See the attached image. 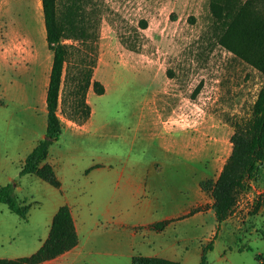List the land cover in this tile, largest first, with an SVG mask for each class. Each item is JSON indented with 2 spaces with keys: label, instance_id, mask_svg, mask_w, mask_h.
<instances>
[{
  "label": "rangeland",
  "instance_id": "374dc122",
  "mask_svg": "<svg viewBox=\"0 0 264 264\" xmlns=\"http://www.w3.org/2000/svg\"><path fill=\"white\" fill-rule=\"evenodd\" d=\"M65 1L57 0L59 8ZM81 1L89 22L87 39L65 41L67 61L57 116L62 127L79 129L91 121L90 127L101 133L90 138L76 132L80 135L72 138L65 131L49 146V160L64 176V190L78 193L76 199H90L84 195L88 188L94 200L130 202L129 175L138 178L143 173L151 179L161 170L162 176H156L164 180L160 194L170 203L183 202L187 194L180 181L185 177L174 171H190L184 179L188 188L192 179L217 178L231 152L232 123L249 117L262 87L261 73L221 46L223 21L213 18L211 0ZM226 1L217 0L222 14ZM243 3L232 0L230 15ZM249 9L263 15L264 0H256ZM22 26L29 34H21ZM43 53L52 59L41 0H0V76L5 77L3 69L10 65L17 67ZM88 71L104 93L96 95L91 86L87 90L84 104L90 114L84 120L75 108L81 104L76 92L78 77ZM1 82L0 187L11 186L21 206L29 208L27 219L21 220L0 204V260H10L37 251L48 234L47 208L58 190L35 176H19L31 137L36 134L39 140L42 134L43 109L37 112V122L28 103H8L12 97L1 93ZM96 164H104L112 174L105 196L102 184L93 178ZM121 171L124 176L118 180ZM189 196L188 192V204ZM211 203L205 194L202 204L190 209L207 216L197 230L188 216V253H181L176 262L199 264L201 246L213 241L207 264H264V174L260 182L249 184L231 218L219 228L209 217ZM179 230L165 229L150 242L165 248ZM148 247L140 254H152Z\"/></svg>",
  "mask_w": 264,
  "mask_h": 264
},
{
  "label": "trees",
  "instance_id": "16d2710c",
  "mask_svg": "<svg viewBox=\"0 0 264 264\" xmlns=\"http://www.w3.org/2000/svg\"><path fill=\"white\" fill-rule=\"evenodd\" d=\"M240 2L242 0H236ZM256 0H244L234 15L232 0L224 4L226 14H222L217 0H211L210 10L213 18L223 21V33L220 37L221 46L236 58L256 68L263 77L262 87L252 106L247 119L232 123L233 134L230 138L231 152L226 159L218 177L201 181L199 188L212 200L211 209L218 228L220 224L231 218L239 197L247 191L250 183H258L264 174V14L254 13L251 6ZM235 3V2H234ZM84 5L81 0H67L59 8L57 0H41L45 41L52 54V67L46 92V130L45 137L27 155L20 169L19 176H35L50 187L59 189L60 183L52 167L46 164L49 146L59 140L62 125L57 116L64 65L67 61L65 41L85 42L89 22L84 18ZM146 29V23H141ZM92 87L98 96L104 89L98 82L91 81V72L78 77L76 94L81 96V104L76 111L89 118V107L84 104L87 90ZM83 107V109H81ZM0 204L18 216L27 219L28 207L21 206L9 185L0 187ZM198 209L190 211V215ZM169 224L168 221L152 225L153 231L161 232ZM78 242L70 209L62 206L54 215L47 240L31 256L17 259H2L0 264H41L52 260L70 250ZM213 241L201 246L199 264H207L206 255L212 250ZM131 264H179L160 258L134 256Z\"/></svg>",
  "mask_w": 264,
  "mask_h": 264
},
{
  "label": "crops",
  "instance_id": "0c3cea01",
  "mask_svg": "<svg viewBox=\"0 0 264 264\" xmlns=\"http://www.w3.org/2000/svg\"><path fill=\"white\" fill-rule=\"evenodd\" d=\"M23 27L24 26H22L21 34H29L28 29ZM12 66L10 65L9 69H3L5 71L3 75L6 74L5 77L2 78L0 76V82L2 81L1 88L4 91L1 93L9 94L12 97V100H9L8 103H13L14 100L20 103L22 101L28 103V109L35 114L36 121L38 110H40L41 107L43 109L42 134L37 138L39 140L34 139L36 134L31 137V142L27 145L26 154L21 163L22 167L26 156L36 147L38 142L45 137L44 132L46 130L47 117L46 92L52 67V59L51 55L43 53L41 56L38 55L34 60L30 58L22 63V65L14 68H12ZM9 80L11 81L9 82ZM28 99L29 101H27ZM90 122L91 121L84 123L79 129L69 126L62 127L60 139L64 137L65 131H67L72 138L80 135L76 132H83L90 138H95L100 135L101 132H99V130L95 129L94 126H91L92 128L90 127ZM45 163L52 167L60 183L59 189H56L58 190L57 195H53V199L50 201L47 208L46 224L48 234L52 219L58 209L62 206H67L71 212L78 242L72 250L41 264H131V259L134 256L160 258L176 262V259L181 253L182 255L188 253L189 211L197 205H201L205 198V193L199 188L200 180L192 179L188 188V181L184 179L190 174V171H174L176 175H184L185 177L180 181L184 184V190L187 194V198L183 202L177 203L174 201L170 203V201H167V199L160 194V189H158V187H162L161 183L164 180L158 179L156 176H162L161 170H158L157 173H153L154 178L151 179H147L143 173H141L138 178H134L137 174H130L129 176L131 179L127 178V180H130L133 196L130 202H125L122 200L108 201L103 197L102 199L94 200L92 199L94 191L88 188L84 190V195L86 198L90 197V199H76L75 197H79L78 193L72 192L67 194L64 190L62 184V177L64 176L57 174L55 167L49 160V153ZM91 170L97 172L93 178L97 183L102 184L101 186L104 189L103 192L105 196L107 188L111 186L112 174L107 172V167L104 164H96ZM150 172L155 171L150 170ZM192 172H194V170ZM122 176H124L123 171L120 172L118 180ZM188 192L190 194L189 204ZM205 216L207 215L201 212L189 216L193 219L192 226L195 230L200 227L202 228L205 222ZM209 217L215 221L214 228H217L218 225L212 209ZM165 221H168L169 224L164 230L175 228L176 226L182 230H179L180 233L174 236L169 246L165 248L158 247L157 249L156 246L151 244L150 241L152 240L149 238L162 235L164 230L156 232L150 227ZM212 232L213 227L208 230V237ZM48 234L40 242L38 249L47 240ZM146 245H149L148 250L151 251L152 254L144 256L140 253L145 250ZM136 247L139 248V250L136 249Z\"/></svg>",
  "mask_w": 264,
  "mask_h": 264
}]
</instances>
